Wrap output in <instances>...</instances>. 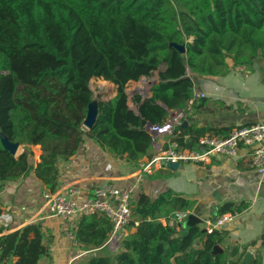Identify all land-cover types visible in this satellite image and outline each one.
Segmentation results:
<instances>
[{
  "label": "trees",
  "instance_id": "16d2710c",
  "mask_svg": "<svg viewBox=\"0 0 264 264\" xmlns=\"http://www.w3.org/2000/svg\"><path fill=\"white\" fill-rule=\"evenodd\" d=\"M253 62L264 63V0H0V137L24 147L15 156L0 141V187L33 173L45 189L56 191L59 164L72 159L86 139L137 166L153 155L147 122L163 123L167 110L193 114L199 105L189 101L198 79ZM155 71L151 97L132 99L136 115L127 105L125 86ZM94 78L111 83L115 95L94 101L89 87ZM93 102L96 117L85 130ZM210 132L227 136L181 124L171 141L180 149H196ZM34 146L40 150L36 165ZM193 205L169 190L153 200L141 194L131 202L132 219L114 253L105 247L109 220L78 215L74 239L95 253L71 264H241L244 252L238 247L214 250L223 244L225 230L207 233L184 225L180 233L183 225L163 224L171 213L191 212ZM244 208L228 203L216 215ZM4 231L8 227L0 226V264L50 258L52 237L40 223L1 235ZM250 264L261 262L255 258Z\"/></svg>",
  "mask_w": 264,
  "mask_h": 264
},
{
  "label": "crops",
  "instance_id": "0c3cea01",
  "mask_svg": "<svg viewBox=\"0 0 264 264\" xmlns=\"http://www.w3.org/2000/svg\"><path fill=\"white\" fill-rule=\"evenodd\" d=\"M227 62L231 63L229 59ZM187 64L192 66L190 61ZM150 81L158 82L157 71L149 80L146 77V81L126 84L129 91L127 105L130 108L136 106L132 102L134 97L141 100L142 92L148 95ZM90 83L101 84L94 93L95 101H106L115 95L114 86L107 81L94 78ZM193 92L203 93L204 97L198 101L199 106L193 110L194 113L190 112L186 117L187 125L222 130L228 135L235 127L264 123L263 62L248 63L240 68L230 67L226 73L218 76L198 79ZM204 136L225 137L213 132ZM167 139V136L158 137L152 153ZM30 150L33 165H36L39 162V146ZM35 150L38 152L36 158ZM136 171L137 166L113 158L92 140L86 139L72 159L59 164V187L73 185L80 190L81 198L85 199L89 197L93 185L101 181L123 187L135 185L133 202L141 194L153 200L169 190L194 202L190 213L199 219L196 225L202 230L219 217L216 212L223 205H245L242 212L225 213L231 216V220L221 228L226 231V237L218 247L220 252H229L233 247H238L244 255H252L250 262L258 258L264 264V175L260 176L252 170L250 149L240 146L235 157L215 155L209 164L179 165L140 178ZM44 189L33 173L0 187V226L8 227V231L1 235L37 221L43 231H48L52 237L50 258H43L37 264H70L76 254L65 237L70 222L45 215L41 197ZM184 225L186 223L180 228V233H183Z\"/></svg>",
  "mask_w": 264,
  "mask_h": 264
},
{
  "label": "built area",
  "instance_id": "2783aa9c",
  "mask_svg": "<svg viewBox=\"0 0 264 264\" xmlns=\"http://www.w3.org/2000/svg\"><path fill=\"white\" fill-rule=\"evenodd\" d=\"M203 97V93L192 92L189 105L197 104ZM188 113L181 111L169 116L163 123L145 125V130L150 135L155 134V141L160 136H167L168 139L150 158L138 162L136 171L138 178L171 170V166L175 164L177 166L209 164L211 157L215 155L235 157L240 146L250 149L252 170L260 176L264 175V123L254 122L235 127L225 137L203 136L198 139L196 149H180L171 138L175 128L182 124ZM135 187L116 186L109 181H101L93 185L89 197L85 199L81 198L80 190L73 185L59 187L54 192L42 190V210L45 215L70 222L65 237L76 250L70 264L95 253V250L79 248L74 239L75 218L78 215L105 216L111 224V231L105 243L106 249L114 253L121 247L124 228L132 219L131 202ZM189 215L188 211L171 213L163 224L169 227L181 226L186 223ZM230 220L231 216L227 214L216 217L212 223L207 224L205 231L211 233L214 229L222 228ZM134 225H137V222H134Z\"/></svg>",
  "mask_w": 264,
  "mask_h": 264
},
{
  "label": "water",
  "instance_id": "95a60500",
  "mask_svg": "<svg viewBox=\"0 0 264 264\" xmlns=\"http://www.w3.org/2000/svg\"><path fill=\"white\" fill-rule=\"evenodd\" d=\"M173 47H175L178 51H180L181 53L184 51L183 47L182 46H178V45H175L173 44L172 45ZM228 59H226L227 61ZM142 81H146V77H141L138 82H142ZM156 83V81H150L149 83V90H148V95H146L144 92H142V99H141V102L146 100V99H149L151 97V87ZM128 84V83H127ZM125 93L126 95L129 94V91L126 89L125 87ZM150 93V94H149ZM156 104H158L159 106H161L163 109L167 110L166 106L160 102V101H156ZM136 115H138V109H137V106L135 107H132L130 108ZM168 111V114L169 116L173 115L174 113H179L181 112V110H176V111H171V110H167ZM95 117H96V106H95V102L91 103L89 106H88V110H87V114H86V117L82 123L83 126H85L87 128V130H89L95 120ZM146 125H151V123H146ZM182 125L183 126H186L187 125V122L184 120L182 122ZM151 138H152V147H155V144H156V141H155V134L153 135H150ZM0 141H1V144L3 145V147L9 151L11 154L14 155L17 147H18V143H11L9 142L8 140H6L4 137H0ZM178 167L176 164L175 165H172L171 168L174 169ZM197 223H199V219L190 213V215L188 216L187 218V221H186V225L188 226H192V225H196ZM214 250L217 251V252H220V249L218 246H215L214 247ZM252 260V255L250 253H246L244 255V258L242 259L241 261V264H250V261Z\"/></svg>",
  "mask_w": 264,
  "mask_h": 264
},
{
  "label": "rangeland",
  "instance_id": "374dc122",
  "mask_svg": "<svg viewBox=\"0 0 264 264\" xmlns=\"http://www.w3.org/2000/svg\"><path fill=\"white\" fill-rule=\"evenodd\" d=\"M147 79L149 80L150 79V77L148 78L147 77ZM138 82V81H137ZM136 82V83H137ZM89 85H90V88H91V91L93 92V100L95 101V98H96V96L94 97V93L96 92V91H98L99 90V87L101 86V84H95V83H89ZM83 126V125H82ZM83 129H87L85 126H83ZM23 149H24V147L23 146H20V145H18V147H17V149H16V151H15V153H14V155L15 156H17V155H19L22 151H23ZM32 151V150H31ZM36 150H35V154H36ZM36 156L37 155H35V158H36ZM32 161H33V159H32ZM33 224H38V222L36 221H34V222H32ZM10 233V232H9ZM7 234V233H6Z\"/></svg>",
  "mask_w": 264,
  "mask_h": 264
}]
</instances>
